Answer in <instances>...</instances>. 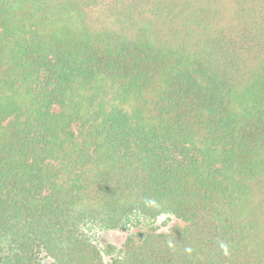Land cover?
Listing matches in <instances>:
<instances>
[{
  "label": "trees",
  "instance_id": "1",
  "mask_svg": "<svg viewBox=\"0 0 264 264\" xmlns=\"http://www.w3.org/2000/svg\"><path fill=\"white\" fill-rule=\"evenodd\" d=\"M48 258L264 264V0H0V264Z\"/></svg>",
  "mask_w": 264,
  "mask_h": 264
},
{
  "label": "rangeland",
  "instance_id": "2",
  "mask_svg": "<svg viewBox=\"0 0 264 264\" xmlns=\"http://www.w3.org/2000/svg\"><path fill=\"white\" fill-rule=\"evenodd\" d=\"M180 224H182V222L175 216L162 215L155 221L154 226L157 227L158 231L166 232ZM91 233L94 241L101 248L108 245L120 248L126 238L131 234V230L93 228ZM45 261H47V264H53V261L49 258Z\"/></svg>",
  "mask_w": 264,
  "mask_h": 264
}]
</instances>
